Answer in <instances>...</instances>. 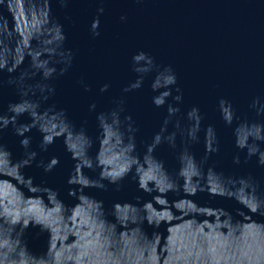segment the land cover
<instances>
[{"label":"water","instance_id":"water-1","mask_svg":"<svg viewBox=\"0 0 264 264\" xmlns=\"http://www.w3.org/2000/svg\"><path fill=\"white\" fill-rule=\"evenodd\" d=\"M0 264H264V0H0Z\"/></svg>","mask_w":264,"mask_h":264}]
</instances>
